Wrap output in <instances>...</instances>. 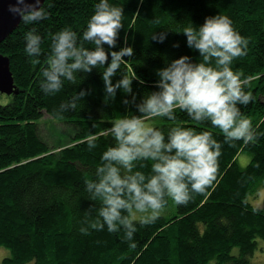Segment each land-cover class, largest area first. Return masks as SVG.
Returning <instances> with one entry per match:
<instances>
[{
  "label": "trees",
  "instance_id": "obj_1",
  "mask_svg": "<svg viewBox=\"0 0 264 264\" xmlns=\"http://www.w3.org/2000/svg\"><path fill=\"white\" fill-rule=\"evenodd\" d=\"M110 2L124 8L115 50L134 48L113 83L122 74L132 76V93L117 89L114 97L106 94L103 69L98 67L77 71L76 81L66 79L53 95L40 89L43 68L52 54L51 33L65 27L82 33L96 0H45L43 6L50 13L46 19L30 24L21 20L0 42L18 89L11 94L0 91V248L10 252L2 264H258L251 257L264 241V208L254 205L253 199L245 202V197L254 198L264 187V0ZM209 15L228 16L248 40L246 54L234 58L231 66L251 78L245 90L252 99L239 107L251 120L254 139L226 141L218 126L192 120L181 109L175 110L176 120L147 118L165 130L179 123L212 132L221 142L216 179L204 192H192L186 203L169 199L154 223L136 221L135 247L124 237L123 226L119 232H109L107 226L80 231L81 226L88 227L84 210L92 203L99 206L89 200L84 180L115 142L106 130L115 118L139 114L136 105L158 90V68L181 55L202 61L182 31L187 25L198 28ZM33 27L44 37L37 65L24 51V33ZM165 30L163 41L152 39ZM85 46L92 45L85 42ZM45 115L74 126L69 141L49 145L40 128ZM92 135L96 145L90 149ZM244 152L250 160L243 166L238 157ZM143 163L141 170L150 172L151 162ZM169 208L175 211L166 213Z\"/></svg>",
  "mask_w": 264,
  "mask_h": 264
},
{
  "label": "clouds",
  "instance_id": "obj_2",
  "mask_svg": "<svg viewBox=\"0 0 264 264\" xmlns=\"http://www.w3.org/2000/svg\"><path fill=\"white\" fill-rule=\"evenodd\" d=\"M94 7L82 33L70 27L51 33L52 54L39 81L45 94L59 92L66 79L76 81L77 71L91 72L94 67L103 69L106 94L114 97L117 89L133 92V77L128 74H122L113 83L118 69L123 71L121 65L126 62L125 57H131L134 52L131 45L119 50L114 48L123 27L124 8L110 0H96ZM9 10L25 24L42 21L50 15L42 0H15ZM182 33L186 35L188 46L199 51L202 61L181 55L158 68V90L136 105L139 114L115 118L106 130L115 142L103 151L100 157L103 162L93 175L84 180L89 200L98 202L99 206L92 203L84 210L88 227L81 226L80 231L107 226L109 232H119L123 226L124 237L132 241L136 221L154 223L169 199L177 204L186 203L192 192H204L216 179L221 142L212 132L179 123L165 130L147 122V118L176 120L175 110L181 109L192 120L218 126L226 141L243 138L247 143L254 139L256 133L251 120L239 107L252 99L251 92L245 90L251 78L231 66L234 58L246 54L248 40L226 15H209L198 28L187 25ZM166 34L167 30L156 32L152 39L163 41ZM23 39L24 51L31 63L39 64L44 37L33 27L24 33ZM85 42L92 46H85ZM135 99L133 94V101ZM124 103H129L127 98ZM61 107L67 109L68 106L62 104ZM88 145L90 149L95 147V135L88 137ZM145 161L151 162L148 173L141 170ZM256 193L259 199H264V187ZM251 199L252 196L247 195L245 202ZM259 199L253 201L254 205L259 204ZM257 210L254 206L253 211ZM131 246L135 247L134 241Z\"/></svg>",
  "mask_w": 264,
  "mask_h": 264
},
{
  "label": "rangeland",
  "instance_id": "obj_3",
  "mask_svg": "<svg viewBox=\"0 0 264 264\" xmlns=\"http://www.w3.org/2000/svg\"><path fill=\"white\" fill-rule=\"evenodd\" d=\"M6 100V99H5ZM149 123H153L151 121H147ZM41 134L48 141L50 146H54L58 144L60 140L64 142L69 141L70 136H72V132L74 130V126L71 124L57 122L53 120L49 115H45L43 122L40 124ZM250 160V155L248 153H241L238 157V161L241 165H246ZM253 201L259 199L258 194L252 198ZM259 205L264 208V199H259ZM175 209L169 208L166 213H172ZM264 246V241L261 240V247ZM261 247L255 251L254 255L251 257V260L258 264H264V247ZM9 250L1 247L0 248V264H2V259L9 255Z\"/></svg>",
  "mask_w": 264,
  "mask_h": 264
},
{
  "label": "water",
  "instance_id": "obj_4",
  "mask_svg": "<svg viewBox=\"0 0 264 264\" xmlns=\"http://www.w3.org/2000/svg\"><path fill=\"white\" fill-rule=\"evenodd\" d=\"M45 0H42V5ZM15 0H0V42L4 41L19 25L21 19L9 10V5ZM0 91L11 94L17 92L13 73L10 68V59L0 52Z\"/></svg>",
  "mask_w": 264,
  "mask_h": 264
}]
</instances>
